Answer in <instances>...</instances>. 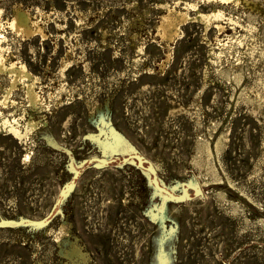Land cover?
I'll use <instances>...</instances> for the list:
<instances>
[{"label": "rangeland", "instance_id": "rangeland-1", "mask_svg": "<svg viewBox=\"0 0 264 264\" xmlns=\"http://www.w3.org/2000/svg\"><path fill=\"white\" fill-rule=\"evenodd\" d=\"M0 264H264V0H0Z\"/></svg>", "mask_w": 264, "mask_h": 264}, {"label": "water", "instance_id": "water-1", "mask_svg": "<svg viewBox=\"0 0 264 264\" xmlns=\"http://www.w3.org/2000/svg\"><path fill=\"white\" fill-rule=\"evenodd\" d=\"M133 159H135L136 161H138L139 165L149 171V173H151L152 175V182L155 185V187L162 193H164L167 197H169L170 199H174L176 201H185L189 198H191V194L189 193L190 189H193L195 194H200L201 193V189H199L198 187H192L190 185H187L184 187V191L182 193V195H175L173 192L169 191L168 189H166L164 186L161 185L160 181L157 178L156 172L154 167L149 164V166H146L145 164L147 163L141 156L139 155H134L132 156Z\"/></svg>", "mask_w": 264, "mask_h": 264}, {"label": "bare ground", "instance_id": "bare-ground-1", "mask_svg": "<svg viewBox=\"0 0 264 264\" xmlns=\"http://www.w3.org/2000/svg\"><path fill=\"white\" fill-rule=\"evenodd\" d=\"M222 2H224V1H222ZM229 3H230V2H229ZM18 28L20 29L21 27H18ZM21 29H22V28H21ZM31 91H32V90H31ZM31 91H30V92H31ZM33 98H34V97H33ZM33 98H32V99H33ZM15 129H16V128H15ZM15 132L18 133V131H16V130H15ZM20 133H21V132H20Z\"/></svg>", "mask_w": 264, "mask_h": 264}]
</instances>
